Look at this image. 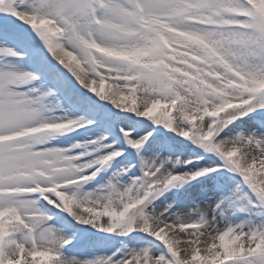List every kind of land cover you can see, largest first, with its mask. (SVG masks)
Wrapping results in <instances>:
<instances>
[{
	"label": "snow or ice",
	"instance_id": "6c2138e0",
	"mask_svg": "<svg viewBox=\"0 0 264 264\" xmlns=\"http://www.w3.org/2000/svg\"><path fill=\"white\" fill-rule=\"evenodd\" d=\"M0 264H264V0H0Z\"/></svg>",
	"mask_w": 264,
	"mask_h": 264
}]
</instances>
